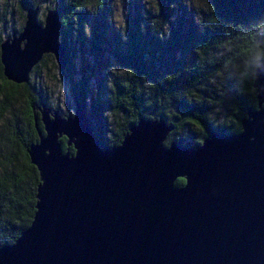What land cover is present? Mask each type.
Instances as JSON below:
<instances>
[{"label": "water", "instance_id": "1", "mask_svg": "<svg viewBox=\"0 0 264 264\" xmlns=\"http://www.w3.org/2000/svg\"><path fill=\"white\" fill-rule=\"evenodd\" d=\"M36 14L27 8L20 31L0 40L2 75L15 84L44 54L64 74L59 15ZM251 85L257 106L240 131L208 128L196 147L164 145L172 125L139 118L101 148L77 101L67 115L36 106L42 132L33 117L26 151L38 173L34 212L0 246V264H264V66ZM61 136L73 153L61 152Z\"/></svg>", "mask_w": 264, "mask_h": 264}, {"label": "trees", "instance_id": "2", "mask_svg": "<svg viewBox=\"0 0 264 264\" xmlns=\"http://www.w3.org/2000/svg\"><path fill=\"white\" fill-rule=\"evenodd\" d=\"M23 1L29 8L37 4ZM150 1L128 0L121 29L109 18V0H54L50 8L60 19L58 40L66 55L62 77L73 102L86 113L94 139L101 148L116 146L139 118H161L172 125L164 145L173 141L196 147L208 136V128L238 133L245 110L257 106L251 83L255 68L264 66V0H195L196 8L187 0ZM90 5L95 12L87 39L85 12ZM5 23L0 14V26ZM73 29L80 47L86 42L92 51L96 64L91 71L81 70L82 56L80 70L74 71L67 47ZM47 59L56 68L52 56L44 54L30 71L34 79L20 84L6 80L0 64V246L11 244L34 212L38 173L26 151L37 140L32 107L48 105L36 81ZM106 60L119 69L108 78ZM218 75L223 76L220 92L230 102L225 127L213 126L208 118L210 105L216 103L212 80ZM14 100L22 103L21 125L11 111ZM7 113L10 117L2 120ZM36 126L42 132L39 119ZM61 147L66 150L64 141ZM67 151L72 153L71 148ZM183 182L177 178L174 186Z\"/></svg>", "mask_w": 264, "mask_h": 264}, {"label": "rangeland", "instance_id": "3", "mask_svg": "<svg viewBox=\"0 0 264 264\" xmlns=\"http://www.w3.org/2000/svg\"><path fill=\"white\" fill-rule=\"evenodd\" d=\"M142 2H151L150 0H141ZM192 8H196L198 4L195 0H187ZM26 2H36L37 4L30 6L31 8H37V21L42 22L45 12L47 9L52 8L54 5V0H26ZM109 9L111 22L118 29L122 28L123 19H124V10L128 6V0H109ZM26 4L23 0H0V14L6 17V23L2 28L0 26V36L3 38L12 33V29L19 30L24 23V14L27 10ZM95 12L94 5H90L86 8V25L84 26V33L87 39L90 38V25L92 24L93 14ZM23 17V18H22ZM20 31V30H19ZM18 31V32H19ZM17 32V33H18ZM68 50L72 52L73 55V66L74 71L78 72L80 70V62L78 57L82 56L85 59V65L82 66L83 71H91L95 61L92 56V51L89 48L88 44L85 42V47H80L75 30H71L68 38ZM106 77H110L113 74H117L119 69L115 66L112 61L106 60ZM77 77V75H75ZM75 77V78H76ZM223 76L218 75L215 80H212L213 87L217 90L215 93L216 103L210 105L211 111L208 114V118L211 120L213 126H227L230 122V102L227 97L220 92L221 86L219 85ZM33 76L29 73L28 79L32 80ZM34 79V78H33ZM38 83V88H40V95L44 98L47 104L51 107H56L60 110V113L71 114L74 108L73 99L69 93L68 85L65 83L63 77L60 75L58 68H52L50 61L44 60L43 64L40 67V71L36 77ZM96 83L91 77L89 81V87H93ZM206 95H211L212 93L206 92ZM208 103V102H206ZM22 103L19 100H14L11 104V111H13L19 118V123L21 125V115L20 109ZM10 117V114H4L3 119ZM188 126V124H187ZM22 127V126H21ZM190 128V126H188Z\"/></svg>", "mask_w": 264, "mask_h": 264}, {"label": "flooded vegetation", "instance_id": "4", "mask_svg": "<svg viewBox=\"0 0 264 264\" xmlns=\"http://www.w3.org/2000/svg\"><path fill=\"white\" fill-rule=\"evenodd\" d=\"M41 103H39L38 105H35L34 107H32V111H33V116H32V118L33 117H35V119H36V121H37V119H38V112H37V110H36V106H39ZM47 107L50 109V110H54L51 106H49V105H47ZM55 110H58V109H55ZM58 113H60L59 112V110H58ZM61 114V113H60ZM59 143H60V148H61V152H67L68 154H69V152L67 151V150H69L70 148L72 149V153H73V148H72V145H69V146H67L66 145V139H65V137L64 136H61V137H59ZM61 141H64V145H65V151H62V147H61Z\"/></svg>", "mask_w": 264, "mask_h": 264}]
</instances>
